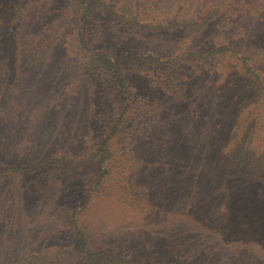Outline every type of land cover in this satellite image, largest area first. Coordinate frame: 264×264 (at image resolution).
I'll return each instance as SVG.
<instances>
[{
  "label": "rangeland",
  "instance_id": "rangeland-1",
  "mask_svg": "<svg viewBox=\"0 0 264 264\" xmlns=\"http://www.w3.org/2000/svg\"><path fill=\"white\" fill-rule=\"evenodd\" d=\"M260 79L264 0H0V264H264Z\"/></svg>",
  "mask_w": 264,
  "mask_h": 264
},
{
  "label": "trees",
  "instance_id": "trees-1",
  "mask_svg": "<svg viewBox=\"0 0 264 264\" xmlns=\"http://www.w3.org/2000/svg\"><path fill=\"white\" fill-rule=\"evenodd\" d=\"M201 13L203 14L202 18L200 19L203 23L205 22L204 19L210 16L211 14L207 15L205 14V10H202ZM214 51L211 52L213 54ZM210 53H208L209 55ZM100 57V58H99ZM98 63L102 65L104 69H107L114 85V90L118 93V97H122L125 92L127 91L128 81L125 78L124 73L122 72V68L126 66V62L123 59H114L109 56H98ZM254 77L257 79V71L249 69L248 70ZM259 81V80H258ZM264 80L260 79V86L264 90ZM124 110L121 111V115H124ZM245 155H250L249 152H247ZM244 157V154L242 155V158ZM251 158V157H250ZM236 203H239L238 200H236Z\"/></svg>",
  "mask_w": 264,
  "mask_h": 264
}]
</instances>
